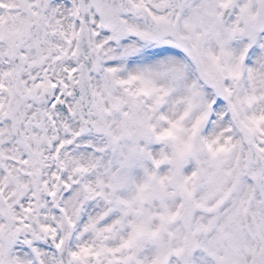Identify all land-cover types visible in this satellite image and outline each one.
I'll return each mask as SVG.
<instances>
[{"label":"snow or ice","instance_id":"snow-or-ice-1","mask_svg":"<svg viewBox=\"0 0 264 264\" xmlns=\"http://www.w3.org/2000/svg\"><path fill=\"white\" fill-rule=\"evenodd\" d=\"M0 264H264V0H0Z\"/></svg>","mask_w":264,"mask_h":264}]
</instances>
